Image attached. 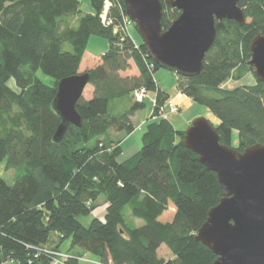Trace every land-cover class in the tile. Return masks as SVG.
Returning <instances> with one entry per match:
<instances>
[{
    "label": "trees",
    "instance_id": "1",
    "mask_svg": "<svg viewBox=\"0 0 264 264\" xmlns=\"http://www.w3.org/2000/svg\"><path fill=\"white\" fill-rule=\"evenodd\" d=\"M105 1L90 0L95 12L85 13L81 0H0V164L23 172L13 185L0 178V264H53L43 250L59 251L67 240L95 255L99 264H212L217 256L195 236L223 190L217 174L185 147L184 131L166 118H150L142 147L126 159L122 140L112 139L111 131H135L132 119L145 106L135 100L137 90L156 93L153 117L160 116L170 96L154 78L161 67L143 40L137 45L131 37L136 25L131 22L127 34L114 33L126 26L124 0H108L110 26L101 19ZM161 1L166 31L180 11ZM238 5L245 24L216 21V40L201 74L176 75V80L181 93L218 119V125L211 124L221 144L231 147L233 131L239 132L236 150L242 152L264 144V82L249 64L252 39L264 36V0ZM92 36L108 39L109 48L101 63L86 71L93 93L77 103L81 127L70 125L56 143L57 84L80 73ZM131 61L139 76H122ZM247 75L254 76L255 85L224 87ZM123 98L132 101L130 108L111 115L109 103ZM101 197L107 202L104 219L84 226L78 217L91 214ZM127 206L142 226L127 224Z\"/></svg>",
    "mask_w": 264,
    "mask_h": 264
},
{
    "label": "water",
    "instance_id": "2",
    "mask_svg": "<svg viewBox=\"0 0 264 264\" xmlns=\"http://www.w3.org/2000/svg\"><path fill=\"white\" fill-rule=\"evenodd\" d=\"M239 0H166L180 11L164 31L161 0H124L128 18L136 25L153 61L177 75L201 74L216 36V21L245 24ZM251 60L258 81L264 82V36L251 42ZM90 73L64 78L57 84L52 108L60 117L53 140L61 143L70 125L81 127L77 103L84 96ZM186 148L199 156L207 170L215 172L223 198L209 212L195 236L217 256L212 264H264V144L242 152L221 144V138L205 117L194 119L184 131Z\"/></svg>",
    "mask_w": 264,
    "mask_h": 264
},
{
    "label": "rangeland",
    "instance_id": "3",
    "mask_svg": "<svg viewBox=\"0 0 264 264\" xmlns=\"http://www.w3.org/2000/svg\"><path fill=\"white\" fill-rule=\"evenodd\" d=\"M130 34L132 37L142 41L141 36L139 35L138 31L134 26L130 27ZM109 48V41L108 39L101 37V36H92L90 38V41L87 46V54L86 59H84V65L87 67L94 68L96 64L95 58L100 59L101 56L108 50ZM93 65V66H92ZM85 69H81L82 71ZM88 71V70H87ZM86 71L80 72L84 73ZM39 77L44 80L46 83L51 84L52 79L48 76H44L43 74H39ZM155 79L158 82V84L161 86V88L166 91L170 95V99L168 100L167 104L170 102H173L174 104L180 106L181 111L178 113H172L168 107V105L165 106V118L168 119L174 128L176 130L185 131L190 126L191 122L198 118V117H205L210 122L214 124V126L218 125L219 121L215 117V115L212 113V111L201 104L196 103L191 98L186 96L185 94L181 93L178 89V82L176 80V74L168 69L160 68L155 73ZM254 78V76H253ZM249 83L248 81H246ZM11 86H14L13 81L10 83ZM228 88L229 86L226 85ZM232 87V86H231ZM93 89L89 85L86 87L84 92V98H91L92 97ZM156 93L154 91H148V95L144 99L145 106L143 109L139 110L134 118L135 123V131L132 134V137L128 140V142H125L123 148H124V154L128 152V148L130 145L136 144L139 149L142 147V136L146 129V123L150 120V118L153 117V106H154V99H155ZM132 104V101L129 98H123L118 100H113L109 103V113L111 115H121L125 111H127ZM3 126L0 124V137H4V132H2ZM122 134V135H121ZM112 139L117 140L126 137V134L120 133L118 136L115 131L112 133ZM118 136V137H117ZM120 137V138H119ZM240 145L239 142V132L234 130L232 134V145L231 147L234 149H237ZM22 170L20 169H7L6 162H3L0 164V178L4 179L9 185H13L22 175ZM107 207V202L104 197H101L99 201L97 202V207L94 209V211L89 215H80L78 217V220L86 227H88L92 220L94 218L104 219L105 216V210ZM124 219L127 222V224L131 227L134 226H142L143 221L139 219H135L131 213V209L129 206H127L123 212ZM52 246L48 247V250L53 251L54 249L51 248ZM62 250L68 251L70 253H80L82 256L77 260L78 258H75L74 256H71L69 253L61 252L58 250V252H61L63 254L69 255L72 258L76 259L78 261V264H99L98 259L95 255L87 253L82 251L79 248H72L71 241L67 240L63 243ZM11 264V263H6Z\"/></svg>",
    "mask_w": 264,
    "mask_h": 264
},
{
    "label": "crops",
    "instance_id": "4",
    "mask_svg": "<svg viewBox=\"0 0 264 264\" xmlns=\"http://www.w3.org/2000/svg\"><path fill=\"white\" fill-rule=\"evenodd\" d=\"M81 10L82 11H84L85 13H94L95 11H94V8H93V6H92V4H91V2H90V0H81ZM131 37H132V35H131ZM132 39L135 41V43L137 44V45H139L140 43H142V41H140V40H138V39H136V38H134V37H132ZM86 55H88L87 54V50H86V52H85V54H84V57H83V60H82V63H81V67H80V72H83V71H87V70H91V69H93V68H91V65H90V67H87L86 65H84L83 63H84V59H86ZM95 61H96V63H94V64H96L95 65V67L97 66V65H99L100 63H101V58L100 59H98V58H95L94 59ZM93 66V65H92ZM83 67H85V69L82 71L81 69H83ZM94 67V68H95ZM156 73V72H155ZM121 75L122 76H124V77H135V76H139V70H138V68H137V66L135 65V63L133 62V61H131V69H129V70H127V71H125V72H121ZM154 76H155V74H154ZM155 78V77H154ZM156 80V79H155ZM246 81H248L249 83H247ZM157 82V81H156ZM255 83H256V81H255V78H253V76L252 75H247L244 79H242V80H240V81H232V80H229V81H227L225 84H224V87H226V85H228L229 87V89H233V88H235V87H238V86H253V85H255ZM157 84H158V82H157ZM89 86V85H88ZM158 86L161 88V86L158 84ZM232 86V87H231ZM227 88V87H226ZM162 89V88H161ZM163 90V89H162ZM164 91V90H163ZM166 92V91H165ZM93 93V92H92ZM167 93V92H166ZM169 95V94H168ZM170 96V95H169ZM166 105H168V107H169V104H166ZM180 107V106H179ZM170 109V108H169ZM180 111H181V108H180ZM136 116V115H135ZM135 116L133 117V119H132V121H133V123H134V118H135ZM134 125H135V123H134ZM136 127V126H135ZM112 133H113V131H111V135H112ZM134 133V132H133ZM132 133V134H133ZM116 134L119 136L120 135V133H118V132H116ZM132 134H129V135H126V137L125 138H123V140H122V143H121V146H122V148H123V146L125 145L124 143L125 142H128V140L132 137ZM122 135V134H121ZM117 136V137H118ZM120 138V137H119ZM118 140V139H117ZM124 149V148H123ZM129 150H128V152H126L125 154H123V159H126V158H128V157H130V156H132L133 154H135L138 150H139V147L136 145V144H134V145H130L129 146V148H128ZM54 240H56V239H54ZM50 246V245H49ZM63 246V245H62ZM62 246L60 247V249H59V251H61V252H65V253H69L71 256H74L75 258H78L77 260H79V258H81L82 256L80 255V253L78 252V253H70V252H68V251H64V250H62L63 248H62Z\"/></svg>",
    "mask_w": 264,
    "mask_h": 264
},
{
    "label": "built area",
    "instance_id": "5",
    "mask_svg": "<svg viewBox=\"0 0 264 264\" xmlns=\"http://www.w3.org/2000/svg\"><path fill=\"white\" fill-rule=\"evenodd\" d=\"M112 7V4L110 1H105V6H104V11L102 12L101 14V19H102V23L105 25V26H110L111 25V21L108 20V15H109V12H110V9ZM132 21L127 18L125 19V27L123 29H119V28H115L114 29V33L115 34H120V33H126L128 32V29H129V26L132 24L131 23ZM148 95V91L146 88H141L139 90H137L134 94L135 96V100L138 101V102H142L145 97ZM169 108H170V111L172 113H178L180 112V107L176 104H174L173 102H170L169 103ZM165 118V111L162 110L160 116H154V118ZM43 252H45L46 254H48L49 256L52 257L53 259V264H67V261L70 260L72 257L69 256V255H66V254H63L61 252H58V251H51V250H43Z\"/></svg>",
    "mask_w": 264,
    "mask_h": 264
}]
</instances>
